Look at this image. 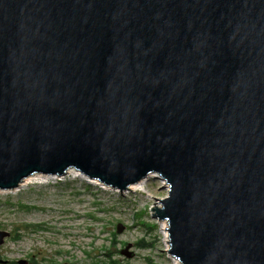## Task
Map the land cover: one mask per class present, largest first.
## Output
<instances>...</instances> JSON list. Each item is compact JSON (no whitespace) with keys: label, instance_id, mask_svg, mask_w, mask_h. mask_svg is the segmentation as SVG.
Returning a JSON list of instances; mask_svg holds the SVG:
<instances>
[{"label":"water","instance_id":"1","mask_svg":"<svg viewBox=\"0 0 264 264\" xmlns=\"http://www.w3.org/2000/svg\"><path fill=\"white\" fill-rule=\"evenodd\" d=\"M70 170L164 181L180 264H264V0H0V191Z\"/></svg>","mask_w":264,"mask_h":264},{"label":"rangeland","instance_id":"2","mask_svg":"<svg viewBox=\"0 0 264 264\" xmlns=\"http://www.w3.org/2000/svg\"><path fill=\"white\" fill-rule=\"evenodd\" d=\"M56 178L0 191V229L10 234L0 264H175L152 216L155 201L167 197L161 179L124 194L84 175ZM119 224L125 229L117 234ZM127 245L131 258L120 254Z\"/></svg>","mask_w":264,"mask_h":264},{"label":"bare ground","instance_id":"3","mask_svg":"<svg viewBox=\"0 0 264 264\" xmlns=\"http://www.w3.org/2000/svg\"><path fill=\"white\" fill-rule=\"evenodd\" d=\"M68 174H74L75 176H77V177H81L82 176V174H80V173H78V172H76V171H74V170H70L69 172H68ZM67 174V175H68ZM85 177V176H84ZM55 179L56 177L55 176H42V175H36V176H32V177H29V178H27L22 184H21V186H20V188L23 186H25V185H28L31 181H33V180H36V179H39V180H41V182L42 181H47L48 179ZM62 177H57L56 179H61ZM87 178V177H86ZM150 178H158L156 175H150L149 177H147L146 179H144V180H142V181H140V182H138V183H136V184H134V185H131L130 186V188H129V190L128 191H126V192H124V194H127V193H129V192H138V191H144V188H143V186L147 183V181L150 179ZM89 180H91V179H89ZM90 182H95V183H97V184H101L100 182H98L97 180H91ZM164 182V181H163ZM103 185V184H102ZM164 185H165V183H164ZM106 189H109L110 190V187H108V186H105V185H103ZM166 186V185H165ZM167 187V186H166ZM19 188V189H20ZM7 192H11V191H7ZM145 192V191H144ZM161 228H162V234L165 236V243L167 244V248H169V236H168V223L166 222V221H161ZM172 258V257H171ZM174 263L175 264H180L177 260H175L174 259Z\"/></svg>","mask_w":264,"mask_h":264},{"label":"flooded vegetation","instance_id":"4","mask_svg":"<svg viewBox=\"0 0 264 264\" xmlns=\"http://www.w3.org/2000/svg\"><path fill=\"white\" fill-rule=\"evenodd\" d=\"M123 250H124V249H123ZM121 251H122V250H121ZM129 252H131L132 257L135 255L134 252H132V251H130V250H129ZM120 254H121V252H120ZM124 256H125V255H124ZM127 258H128V257H127ZM25 263H26V264H33V263H30V262H29V263H28V262H25ZM5 264H6V263H5ZM14 264H19V263L16 262V263H14ZM22 264H24V263H22ZM92 264H99V263H98V262H95V263H92ZM102 264H115V263H113V262H105V263H102Z\"/></svg>","mask_w":264,"mask_h":264}]
</instances>
